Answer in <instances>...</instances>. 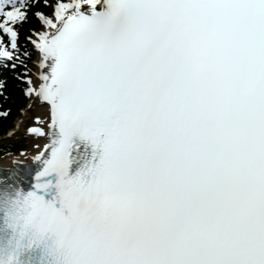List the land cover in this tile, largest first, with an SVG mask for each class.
<instances>
[{
    "label": "snow or ice",
    "instance_id": "obj_1",
    "mask_svg": "<svg viewBox=\"0 0 264 264\" xmlns=\"http://www.w3.org/2000/svg\"><path fill=\"white\" fill-rule=\"evenodd\" d=\"M4 70L0 264H264V0H0Z\"/></svg>",
    "mask_w": 264,
    "mask_h": 264
},
{
    "label": "trees",
    "instance_id": "obj_2",
    "mask_svg": "<svg viewBox=\"0 0 264 264\" xmlns=\"http://www.w3.org/2000/svg\"><path fill=\"white\" fill-rule=\"evenodd\" d=\"M41 5H37L40 8ZM32 24V17L29 22L21 28V36L28 33V28ZM35 27L38 22L34 21ZM24 85L15 77H9L6 81L5 94L0 95V113L8 112L7 116L0 115V136L5 135L9 129L15 125L16 118L20 115V110L27 104V98L23 95ZM24 140L17 141H0V156L7 155L11 152L19 151L25 148Z\"/></svg>",
    "mask_w": 264,
    "mask_h": 264
},
{
    "label": "rangeland",
    "instance_id": "obj_3",
    "mask_svg": "<svg viewBox=\"0 0 264 264\" xmlns=\"http://www.w3.org/2000/svg\"><path fill=\"white\" fill-rule=\"evenodd\" d=\"M35 20H36V18H35V17H32V24H31V26H30V29L35 27V25H34V21H35ZM25 109H26V108H25ZM25 109H23V111L21 112L20 116L17 118L18 120H25V116L23 115ZM28 126H29L28 123L25 122V123L19 128V130L15 132V135H13V136L18 138V137H20V136L25 135V136H26V140H24V141H26V146H27L26 150H29V151H30V150H31V140H30V138L26 135V129H27ZM15 129H16V128H15ZM15 129H14V130H15ZM18 155H19V154H18Z\"/></svg>",
    "mask_w": 264,
    "mask_h": 264
},
{
    "label": "bare ground",
    "instance_id": "obj_4",
    "mask_svg": "<svg viewBox=\"0 0 264 264\" xmlns=\"http://www.w3.org/2000/svg\"><path fill=\"white\" fill-rule=\"evenodd\" d=\"M20 121V120H18ZM17 121V122H18ZM30 152V151H29ZM19 155H12L9 156L7 159L4 160H0V168H9L10 166H12V160L17 157ZM21 160H23L24 162H31L30 159H25L24 157H19Z\"/></svg>",
    "mask_w": 264,
    "mask_h": 264
}]
</instances>
